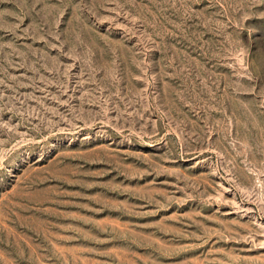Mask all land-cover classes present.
<instances>
[{
	"label": "rangeland",
	"instance_id": "obj_1",
	"mask_svg": "<svg viewBox=\"0 0 264 264\" xmlns=\"http://www.w3.org/2000/svg\"><path fill=\"white\" fill-rule=\"evenodd\" d=\"M0 264H264V0H0Z\"/></svg>",
	"mask_w": 264,
	"mask_h": 264
}]
</instances>
